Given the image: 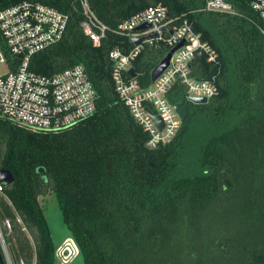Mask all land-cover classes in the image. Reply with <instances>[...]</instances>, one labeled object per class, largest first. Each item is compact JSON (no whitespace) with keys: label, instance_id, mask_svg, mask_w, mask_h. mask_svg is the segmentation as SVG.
<instances>
[{"label":"trees","instance_id":"1","mask_svg":"<svg viewBox=\"0 0 264 264\" xmlns=\"http://www.w3.org/2000/svg\"><path fill=\"white\" fill-rule=\"evenodd\" d=\"M24 1L69 14L63 38L34 54L30 70L51 77L80 65L96 102L92 115L56 132L0 119V169L14 178L0 224H12L2 232L13 261L55 264L61 247L38 200L52 193L84 264H264V35L249 0H223L234 13L202 11L207 0H87L108 29L99 47L80 28L81 0H0V11ZM157 4L192 24L220 69L206 104L173 85L167 99L183 103L186 117L172 141L150 150L114 90L109 53L133 46L114 32L119 22ZM168 51L159 44L137 56L141 86ZM210 70L203 57L192 68L198 79Z\"/></svg>","mask_w":264,"mask_h":264},{"label":"built area","instance_id":"2","mask_svg":"<svg viewBox=\"0 0 264 264\" xmlns=\"http://www.w3.org/2000/svg\"><path fill=\"white\" fill-rule=\"evenodd\" d=\"M250 5L263 22L264 35V0H252ZM81 6L85 19L80 28L92 45L99 47L108 29L89 10L87 0H81ZM201 10L234 13L223 0H207ZM176 21L161 4L122 20L114 32L127 38L133 46L116 47L109 53L114 90L147 134L145 146L150 150L168 144L180 129L182 121L167 99L174 84L183 86L186 98L208 101L218 93L216 77L208 82L196 78L192 72L200 57L211 68L218 64L216 51L194 31L191 23ZM68 22L69 14L30 1L0 11V119L32 132H56L93 114L96 92L82 66L69 67L51 77L36 74L29 68L34 54L63 38ZM142 26L146 28L138 30ZM132 39H141V42L135 45ZM181 42L182 46L171 55L169 66L149 86H141L137 75L131 76L129 70L134 69L133 62L145 48L164 44L170 51ZM146 110L161 119L160 129ZM3 187L0 183V198L6 200ZM17 222L22 224L20 218ZM11 227L8 219L0 224V264H16L2 232H11ZM23 231L26 230L23 228ZM68 242L55 254L62 264L77 253L72 247L70 254L66 251Z\"/></svg>","mask_w":264,"mask_h":264},{"label":"water","instance_id":"3","mask_svg":"<svg viewBox=\"0 0 264 264\" xmlns=\"http://www.w3.org/2000/svg\"><path fill=\"white\" fill-rule=\"evenodd\" d=\"M252 0H249V2H251ZM146 28V26H142L140 28H138V30L140 29H144ZM132 42L137 45L141 42V39H132ZM183 44V42L179 43L177 46H175L174 48H172L167 54L166 56L159 62V64L152 70V72L150 73V81L154 82L164 71L165 69L169 66L170 64V58L171 55L173 54V52L178 49L179 47H181ZM220 69V65L219 64H215L212 66L210 72L208 73V75L204 78L205 81L208 82H212L213 79L218 75ZM130 74L132 77H136V74L134 72V69H130L129 70ZM187 101L191 102L193 104H206L208 101L205 98H197V97H192V96H187ZM173 108L175 110V112L177 113V115L179 116L180 120L183 121L186 117V108L184 106L183 103H177L173 105ZM148 112V114L152 117V119L155 121V123L157 124L158 128L160 129L162 126L161 123V119L157 116H154L149 110H146ZM44 169L42 167L37 169L38 173H43ZM13 176L12 174L5 170V169H0V183L4 186H8L13 182ZM43 179H45V177L43 176ZM72 245V246H71ZM74 252H78V249L76 248V246L74 245L73 241L70 240L67 244L66 247V251L70 254L72 252V249Z\"/></svg>","mask_w":264,"mask_h":264},{"label":"rangeland","instance_id":"4","mask_svg":"<svg viewBox=\"0 0 264 264\" xmlns=\"http://www.w3.org/2000/svg\"><path fill=\"white\" fill-rule=\"evenodd\" d=\"M40 205L43 207L44 215L49 225L52 240L55 249L63 246L71 240L70 233L62 222L61 213L57 201L52 193H47L38 198ZM55 264H62L55 255ZM67 264H84L79 252L72 255L71 260Z\"/></svg>","mask_w":264,"mask_h":264},{"label":"flooded vegetation","instance_id":"5","mask_svg":"<svg viewBox=\"0 0 264 264\" xmlns=\"http://www.w3.org/2000/svg\"><path fill=\"white\" fill-rule=\"evenodd\" d=\"M63 253L66 254V251H64Z\"/></svg>","mask_w":264,"mask_h":264}]
</instances>
